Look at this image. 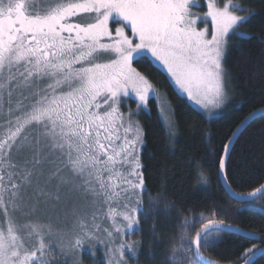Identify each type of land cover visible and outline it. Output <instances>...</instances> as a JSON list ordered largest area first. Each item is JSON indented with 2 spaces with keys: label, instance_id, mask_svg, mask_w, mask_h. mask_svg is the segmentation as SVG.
I'll return each mask as SVG.
<instances>
[{
  "label": "snow or ice",
  "instance_id": "obj_1",
  "mask_svg": "<svg viewBox=\"0 0 264 264\" xmlns=\"http://www.w3.org/2000/svg\"><path fill=\"white\" fill-rule=\"evenodd\" d=\"M194 4L0 0V264H58L56 247L60 256L72 257V264H82L77 250L85 244L90 255L103 245L108 264H127L126 248L136 254L137 242L115 238L139 223L146 186L140 155L144 132L135 117L147 106L153 85L133 64L150 57L151 65L166 72L178 98L186 95L211 114L227 102V39L230 34L246 38L240 29L253 15L239 14L247 10L233 0H207L205 27L199 28ZM131 94L138 110L126 114L122 98ZM157 103L174 137L173 114L159 97ZM231 137L238 139V132ZM235 142L223 144L218 157L228 192ZM258 193L264 195V185L248 195ZM231 195L241 204L252 203ZM105 207L114 229H104L107 238L93 231ZM153 213L166 215L150 207L148 214ZM181 227L187 229L180 237L185 264H217L203 252L233 231L215 214L186 219ZM252 250L241 257L244 264ZM163 264H170L167 256Z\"/></svg>",
  "mask_w": 264,
  "mask_h": 264
},
{
  "label": "trees",
  "instance_id": "obj_2",
  "mask_svg": "<svg viewBox=\"0 0 264 264\" xmlns=\"http://www.w3.org/2000/svg\"><path fill=\"white\" fill-rule=\"evenodd\" d=\"M234 1L247 10L242 15H253L240 29L246 38L238 34L229 37L223 64L232 101L223 115L208 119L187 100L178 98L167 76L148 58L133 64L168 101L177 130L174 137L169 135L154 98L137 117L144 132L140 155L146 186L142 213L132 233L136 254L124 256L127 264H163L165 256L170 264H185L188 256L180 237L187 229L181 226L186 219L201 220L213 214L245 234L223 233L220 242L203 252L206 258L217 264H243L241 257L248 248L254 252L264 249V195L250 205L233 201L219 176L223 144L244 119L264 109V0ZM129 103L135 106V102ZM227 175L231 190L241 196L264 185V113L253 118L236 139ZM150 207L166 215L148 214ZM66 263L58 257V264ZM82 264L90 261L84 258ZM91 264L106 262L98 255ZM252 264H264V254Z\"/></svg>",
  "mask_w": 264,
  "mask_h": 264
},
{
  "label": "rangeland",
  "instance_id": "obj_3",
  "mask_svg": "<svg viewBox=\"0 0 264 264\" xmlns=\"http://www.w3.org/2000/svg\"><path fill=\"white\" fill-rule=\"evenodd\" d=\"M233 3L240 9H242L239 5V3H237V1H234L233 0ZM207 11V0H196V4H194L192 6V12L195 16H198L200 17L201 19H198L197 20V26L199 28H204L205 27V24L202 22V18H203V13ZM241 14V12L239 13ZM242 15V14H241ZM209 25H210V20L208 21ZM233 35V34H230V36ZM229 36V37H230ZM229 37L227 39V43H226V51H227V47H228V42H229ZM226 56V55H225ZM139 59V58H138ZM148 59L150 60V57H148ZM224 62V61H223ZM157 68H159L162 72H164L160 66L158 65H155ZM164 74L167 76L166 72H164ZM169 79V78H168ZM227 79L229 81V78L227 76ZM152 84V83H151ZM172 84V83H171ZM153 85V84H152ZM173 88L178 92V90L175 88V86L172 84ZM231 87H230V81L228 83V86H227V102L226 104L220 108V109H213L212 110V113L209 114L207 112H205L204 110L200 109L198 106L194 105L193 103L189 102V104L192 106V108H194L196 111H199L201 112L205 117H207L208 119L209 118H217L221 115H223L224 113L227 112V108L229 107L231 101H232V98H231ZM157 97L160 98V101L163 103V102H166L165 103V107L168 108L169 107V104H168V101H166L165 97L158 91L155 89V87L153 86V92L150 94V99H155L157 101ZM185 100H187L186 98V95L183 97ZM123 99V104L121 106V111L124 112V113H128L130 111L132 112H136L138 109H137V105H138V100L136 99L135 97V94H131L130 96L128 97H124L122 98ZM149 99V100H150ZM135 102V106H132L131 103L129 102ZM147 107H148V102H147V106L146 107H142L140 109V112L142 111H146L147 110ZM160 107V105H159ZM170 108V107H169ZM168 108V109H169ZM135 119H138L137 117H135ZM142 148L143 146L141 147L140 149V153L142 151ZM137 194L139 195L140 194V190L137 189ZM144 194V193H143ZM142 198H143V195L140 196V199H141V207H142ZM53 221L54 222H63L62 220L61 221H56L55 217H53ZM92 221H91V216H89V224H91ZM96 223L99 224V229L96 230V229H93V231L96 232L97 236H102L104 238H107V233L104 231L105 228H108V229H112V221L107 219V208L105 207L104 211L102 213H98L97 214V220H96ZM117 223L118 224H122V225H125L126 227V222H124L122 220V218H117ZM137 225H135L133 227V229L131 230V232L129 233L127 230L124 232V233H121V234H116V239L118 241H123L125 243H133L134 240H133V231H135L137 229ZM114 231V229H112ZM55 244V242H54ZM57 251V255L60 259H63L65 260L67 263L66 264H72V257L71 256H60L59 255V248L56 247L55 249ZM78 253H79V256H80V259L83 261V259H88L90 262H94V260L96 259V257L99 255V257L101 258H104L106 264H108V258L106 256V249L103 247V245H98L97 249L95 250V253L94 255H90V250L87 246V244H85L83 247H81L80 249L77 250ZM124 256H131L133 257V255L131 253L128 252L127 248L124 250ZM126 257L125 260H126ZM70 262V263H69Z\"/></svg>",
  "mask_w": 264,
  "mask_h": 264
},
{
  "label": "water",
  "instance_id": "obj_4",
  "mask_svg": "<svg viewBox=\"0 0 264 264\" xmlns=\"http://www.w3.org/2000/svg\"><path fill=\"white\" fill-rule=\"evenodd\" d=\"M264 113V109L263 110H261V111H257V112H254V113H252V115L251 116H249V117H247L246 119H244V121H243V124H241L235 131H237L238 132V136L242 133V130L251 122V121H253V118H255V117H257V116H259V115H261V114H263ZM231 139H237V138H232L231 137ZM219 176H220V173H219ZM220 181H221V176H220ZM221 184H222V187L224 186V183L221 181ZM224 188H225V186H224ZM227 192V194H228V196L234 201H236V202H238V203H240L239 202V200H238V198H236V197H233L232 195H231V193H235V192H233L232 190H231V192H228V191H226ZM239 196H241V195H239ZM243 198H245V199H247V200H251L252 202L253 201H256V199H258V198H260V197H262V194H257V196L256 197H250L249 195H245V196H242ZM233 229V231H231V233H240V234H245V232H243L242 230H240V229H238V228H232ZM194 247H195V245H193V249H194ZM262 254H264V249H260V250H258V251H256V252H254V250H252V252L251 253H249L248 255H249V257H250V260H249V264H252L253 263V261H255L257 258H259V256L260 255H262ZM198 259V258H197ZM243 264H244V262H243Z\"/></svg>",
  "mask_w": 264,
  "mask_h": 264
},
{
  "label": "flooded vegetation",
  "instance_id": "obj_5",
  "mask_svg": "<svg viewBox=\"0 0 264 264\" xmlns=\"http://www.w3.org/2000/svg\"><path fill=\"white\" fill-rule=\"evenodd\" d=\"M115 27H116V25L113 23L112 24L113 31H114Z\"/></svg>",
  "mask_w": 264,
  "mask_h": 264
}]
</instances>
